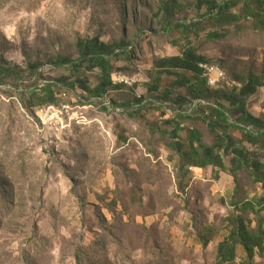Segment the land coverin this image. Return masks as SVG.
<instances>
[{
  "label": "rangeland",
  "instance_id": "374dc122",
  "mask_svg": "<svg viewBox=\"0 0 264 264\" xmlns=\"http://www.w3.org/2000/svg\"><path fill=\"white\" fill-rule=\"evenodd\" d=\"M159 1L0 0V59L24 70L0 84V264H216L234 203L264 199L245 170L231 176L179 161L166 123L172 112L162 100L185 89L154 67L194 48L239 83L256 76L262 85L245 108L264 122V31H253L250 21L221 29L195 0H164L170 8L164 15ZM182 24L191 27H175ZM213 31L226 32L211 39ZM94 37L124 44L111 63L133 82L108 92L110 109L59 81L93 87L97 70L74 75L49 64L58 56L77 59L80 46ZM29 65L38 71L29 72ZM35 82L58 92L54 105L73 109L61 130L37 120V97L30 105L25 91ZM120 106L124 110L116 111ZM189 127L202 134L204 146L214 142L199 117L187 119L183 128ZM227 133L242 139L237 129ZM178 136L185 141L186 131ZM230 160L224 157L227 168ZM243 216L252 228H264V210ZM245 256L236 245L227 264H264V256Z\"/></svg>",
  "mask_w": 264,
  "mask_h": 264
},
{
  "label": "trees",
  "instance_id": "16d2710c",
  "mask_svg": "<svg viewBox=\"0 0 264 264\" xmlns=\"http://www.w3.org/2000/svg\"><path fill=\"white\" fill-rule=\"evenodd\" d=\"M195 2L199 9L205 10L204 17L221 29L228 25L241 28L240 22L250 21L253 31H264V0H221L219 2L195 0ZM233 9L236 10L231 12ZM159 10L160 13L167 15L170 11L168 1L160 0ZM169 26L170 24H166V27L169 28ZM175 27L190 28L191 26L182 24ZM225 32L213 31L208 36L211 39L220 38L225 35ZM124 52L122 42L106 44L94 37L85 40L80 46L77 59L58 56L51 58L49 64L53 67L67 66L74 75L82 69L97 70L98 82L93 87H90L85 80L76 79L68 84L65 83L67 78H61L59 81L62 82V86L71 90L80 89L89 98L103 100L109 91L118 90L124 86L114 85L111 81V74L117 71L111 59H117ZM204 61L202 56L195 53L194 48H187L181 52L180 56L164 57L154 62L158 75L176 76L172 86L185 89V94L174 98L166 93L162 100L168 102L167 107L172 112V116L166 122L171 127L172 150L179 161L190 168L202 170L213 167L226 171L231 176H234L237 171L245 170L253 183L260 185L264 192V122L254 117L245 108L247 98L262 83L256 76L249 75L246 79H241L239 90H228L225 86L218 89L210 88L198 66ZM36 70L37 65L28 66L29 72L34 73ZM177 71H185L190 75H181ZM23 73L24 70L12 68L5 60L0 59V84L6 78ZM25 91L29 95L30 105L33 104L31 102L33 97H37L35 103L37 106L59 103L58 92L52 89L51 84L41 85L35 82L25 88ZM143 101L136 100V104L140 105ZM195 102H197L195 107L189 111L188 106ZM199 102H205V104ZM195 117H199L213 135L214 142L210 146L203 145L202 134L199 131L193 127L183 128L187 119ZM229 128L237 129L242 133L240 142L235 141L227 133ZM184 130L186 131L185 141H181L178 135ZM225 156H231L230 168L225 165ZM234 208L235 211L229 216L228 233L216 246V264L233 262L236 257V245L242 247L246 254V261H250L255 254L264 256V228L260 223L252 228L250 222L243 216V213L248 210L256 215L263 211L264 199L240 201L234 203Z\"/></svg>",
  "mask_w": 264,
  "mask_h": 264
},
{
  "label": "built area",
  "instance_id": "2783aa9c",
  "mask_svg": "<svg viewBox=\"0 0 264 264\" xmlns=\"http://www.w3.org/2000/svg\"><path fill=\"white\" fill-rule=\"evenodd\" d=\"M201 71V70H200ZM202 77L206 80V82H214V86L216 84H226V82L220 81V72H204L201 71ZM111 81L114 85H126L127 83H133L130 78L122 74L121 72H113L111 74ZM229 86V85H228ZM230 87V86H229ZM241 87H239L240 89ZM197 102L190 104L188 106L189 111L195 107ZM205 104V102H199ZM102 105L106 107V109L110 108L109 100H102ZM122 108V107H117ZM68 108H62V105H54V104H44L38 106L35 109V115L42 122V128H44V120H52V126H54V130H61V121H69L68 117Z\"/></svg>",
  "mask_w": 264,
  "mask_h": 264
},
{
  "label": "bare ground",
  "instance_id": "6f19581e",
  "mask_svg": "<svg viewBox=\"0 0 264 264\" xmlns=\"http://www.w3.org/2000/svg\"><path fill=\"white\" fill-rule=\"evenodd\" d=\"M199 68L201 69V71L204 72H220V81L221 82H226V84H216L214 86V82H207V85L210 88L213 89H218L222 86H225L228 90H239V87H241V83L229 78L226 73L224 72L223 69H221L219 66H215V65H210L204 62L199 63ZM126 85H132V83H127ZM230 87H229V86ZM63 106V105H62ZM105 107V106H104ZM63 108H65V106H63ZM110 109V108H108ZM114 109V108H113ZM123 108H116V111L122 110ZM114 111V110H113ZM37 120L41 123L42 122L37 118ZM62 122V121H61ZM44 126L48 127V126H52V120H44Z\"/></svg>",
  "mask_w": 264,
  "mask_h": 264
}]
</instances>
